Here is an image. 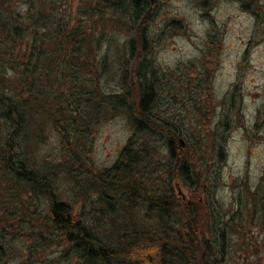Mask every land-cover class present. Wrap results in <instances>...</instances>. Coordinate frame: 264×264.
Returning a JSON list of instances; mask_svg holds the SVG:
<instances>
[{"label":"rangeland","instance_id":"rangeland-1","mask_svg":"<svg viewBox=\"0 0 264 264\" xmlns=\"http://www.w3.org/2000/svg\"><path fill=\"white\" fill-rule=\"evenodd\" d=\"M155 2L146 44L147 59L155 68L154 109L156 116L181 130L179 141L193 167L190 184L177 176H171L170 181L175 196L177 184L181 200L193 209L194 261L264 264V0ZM5 4L14 12L27 9L19 0H5ZM90 4L94 5L91 0H67L58 13L66 17L69 26L81 23L87 33L84 38H88L89 48L82 50L80 79L86 88L91 86L87 82L95 78L104 57L105 66L93 89L112 94L119 88L118 66L123 61L124 43L132 34L131 26L125 14L118 16L105 8L100 11L102 6L88 10ZM8 49L0 46V74L7 67L4 59H13V48ZM43 80V91L39 89L37 97L41 106L28 118L26 146L21 149L26 148L29 168L55 172L52 190L58 200L72 205L77 214L85 209L86 216L93 212L92 217H100L96 205L82 202L84 189L80 188L91 170L107 169L118 159L132 134L130 119L115 109L102 107L95 113L94 106H84L82 139L77 144L70 137V145L50 115L51 98L65 95L67 89H56L59 85L51 78ZM76 93H71L72 101ZM0 130L2 133L1 120ZM158 153L162 156L164 148ZM160 175L158 180L166 176L163 172ZM28 195L12 194L15 205L8 203L5 210L0 209V264H24L26 260L31 264H76L67 253V243L58 236L40 241L34 250L32 235L38 225L34 223L27 233L28 225L20 221L25 212L44 217L48 200L40 196L34 208ZM118 203L114 201L117 206L111 216L122 225L130 226L133 219L138 225L144 221L154 228L179 226L173 219L159 220L155 215L146 220L144 212L130 211ZM107 223V218H98V226ZM38 232L45 239L50 230ZM171 264H178L177 259Z\"/></svg>","mask_w":264,"mask_h":264},{"label":"trees","instance_id":"trees-1","mask_svg":"<svg viewBox=\"0 0 264 264\" xmlns=\"http://www.w3.org/2000/svg\"><path fill=\"white\" fill-rule=\"evenodd\" d=\"M19 1L27 6L25 11H11L5 0H0V46L7 50L13 48V59H4L7 67H4V74H0V120L3 124V132L0 130V209L5 210L8 203L15 205L11 197L15 193H30L28 201H32L34 208L37 199L45 195L48 207L44 217L36 212H25L20 224L28 225L27 233L34 223L38 225L32 235H35L34 250L40 241L58 236L67 243V253L73 256L76 264H171L173 259H177L178 264H199L194 261L197 247L190 225L193 209L178 194L175 196L170 181L171 176H177L190 184L193 167L179 141L181 130L155 115L156 92L152 79L155 68L147 59L149 49L146 46L150 35L148 20L153 15L155 0H91L94 5L90 4L88 10L102 6L100 11L105 8L118 16L125 14L131 26L132 34L124 43L123 61L118 66L119 88L112 94L93 89L105 66L104 57L95 69V78L87 82L91 86L86 88L85 81L80 79L82 50L87 51L89 44L81 23L69 26L66 17L59 15L58 10L61 11L67 0ZM44 78L55 80L59 85L56 89L62 90V86L67 89L65 95L51 98L53 114L50 115H54L58 123H54V127L68 142L70 137L77 144L82 139L81 110L84 106H94L95 113L102 107L115 109L127 113L130 119L132 134L118 159L107 169L91 170L80 188L84 189L82 202L96 205L100 217H92L93 212L86 216L85 209L77 214L72 205L58 200L52 190L55 172L49 168L44 172L29 168L26 148L21 149L26 146L28 118L41 106L37 97L43 91L41 81ZM74 92L77 93L72 101L71 93ZM161 148H164L162 156L158 153ZM70 171L75 175L73 168ZM161 172L166 176L158 180ZM152 181H159V184L153 185ZM116 200L130 211L144 212L146 220L155 215L159 220L173 219L179 226L154 228L144 221L138 225L133 219L130 226L117 223L116 217L111 216L117 206ZM98 218H107V225L98 226ZM39 229L50 230L45 239ZM24 264H31V261L26 260Z\"/></svg>","mask_w":264,"mask_h":264},{"label":"water","instance_id":"water-1","mask_svg":"<svg viewBox=\"0 0 264 264\" xmlns=\"http://www.w3.org/2000/svg\"><path fill=\"white\" fill-rule=\"evenodd\" d=\"M176 187H177V193H178L179 195H181V196H182V198H183L182 192H181V190H180V188L178 187V185H177V184H176Z\"/></svg>","mask_w":264,"mask_h":264},{"label":"flooded vegetation","instance_id":"flooded-vegetation-1","mask_svg":"<svg viewBox=\"0 0 264 264\" xmlns=\"http://www.w3.org/2000/svg\"><path fill=\"white\" fill-rule=\"evenodd\" d=\"M230 212H232V211H230Z\"/></svg>","mask_w":264,"mask_h":264}]
</instances>
